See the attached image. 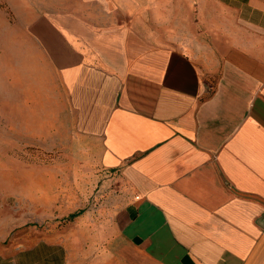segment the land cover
Instances as JSON below:
<instances>
[{"label":"crops","instance_id":"0c3cea01","mask_svg":"<svg viewBox=\"0 0 264 264\" xmlns=\"http://www.w3.org/2000/svg\"><path fill=\"white\" fill-rule=\"evenodd\" d=\"M0 21V202L89 203L0 264H264V0H0Z\"/></svg>","mask_w":264,"mask_h":264},{"label":"rangeland","instance_id":"374dc122","mask_svg":"<svg viewBox=\"0 0 264 264\" xmlns=\"http://www.w3.org/2000/svg\"><path fill=\"white\" fill-rule=\"evenodd\" d=\"M8 31L20 33L19 23L14 21L11 27H6L0 21V34ZM9 188L12 193L4 195L0 202V249L3 246L10 249L29 246L39 238L67 236V227L74 220L70 215L89 204L43 200L34 191L25 196L21 193V186Z\"/></svg>","mask_w":264,"mask_h":264},{"label":"trees","instance_id":"16d2710c","mask_svg":"<svg viewBox=\"0 0 264 264\" xmlns=\"http://www.w3.org/2000/svg\"><path fill=\"white\" fill-rule=\"evenodd\" d=\"M72 216H74V214Z\"/></svg>","mask_w":264,"mask_h":264}]
</instances>
